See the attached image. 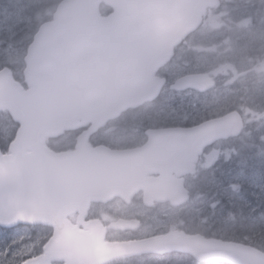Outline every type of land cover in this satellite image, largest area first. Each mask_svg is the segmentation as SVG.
<instances>
[{
  "label": "water",
  "instance_id": "1",
  "mask_svg": "<svg viewBox=\"0 0 264 264\" xmlns=\"http://www.w3.org/2000/svg\"><path fill=\"white\" fill-rule=\"evenodd\" d=\"M102 1L115 9L108 17L98 11ZM217 4L218 0H64L58 6L54 20L41 25L29 48L26 76L31 88L24 91L7 69L0 71V110H8L22 123L11 146L13 154L0 152V226L47 221L61 225L71 213L65 206L84 195L94 200L128 199L146 188L148 197L176 205L187 201L183 180L146 179L147 167L170 163L186 169L206 145L241 133L238 113L190 128L152 132L150 142L134 150L103 147L85 155L88 150L82 147L77 153L56 154L43 139L74 128L80 119L93 122L94 130L157 98L164 85L154 76L157 69L200 27L203 13ZM214 85L208 73H193L178 78L171 88L205 92ZM24 147L34 153L23 154ZM160 149L171 150V158H160ZM170 251L188 252L200 261L264 264V252L253 246L185 233L129 244L101 241L100 248L82 260L100 264L123 255Z\"/></svg>",
  "mask_w": 264,
  "mask_h": 264
},
{
  "label": "flooded vegetation",
  "instance_id": "2",
  "mask_svg": "<svg viewBox=\"0 0 264 264\" xmlns=\"http://www.w3.org/2000/svg\"><path fill=\"white\" fill-rule=\"evenodd\" d=\"M62 1L45 3L51 5V9L52 4H56V10ZM2 3L5 1L0 0V8ZM219 5L221 12H217L215 9L217 6L208 9L203 15L201 27L177 45L171 60L157 69L155 77L164 80V85L155 100L137 108L127 109L94 131L92 122L80 119L73 129L65 130L56 137H46L45 145L57 154L77 153L83 147L88 150L85 155L90 153L89 149L92 151L101 147L111 150L145 147L150 142L152 132L190 128L197 124L190 121L180 123V115L175 114L180 112L178 105L181 103V97L193 98L194 95L209 96L206 101L208 105L204 108L206 120L238 112L243 119V132L245 130L252 133L260 132V137L245 143L242 132L239 137L217 140L204 147L198 161L191 163L184 170L172 168L170 163L147 167L144 174L146 179L159 180L168 177L173 182L183 180V186L189 196L183 204L175 205L171 200L161 201L154 196L148 197L147 189L140 188L128 199L115 196L93 200L90 197H83L79 199L80 204L76 200H71L70 203L76 202L78 205L68 207L74 211L61 225L52 222L18 224L14 228L2 229L3 235L9 236L7 242H2L7 256L3 264H94L84 263L82 259L92 256L95 250L100 248L101 241L104 244H129L163 238L171 233L216 237L215 233L208 229L195 231L191 222L192 215L181 212L191 207L197 191L201 190L204 182L212 177L213 173L223 182L239 170L238 167L232 168L233 158L235 153L238 155L239 149L245 145H253L257 148L258 157L264 155V0H219ZM106 7L103 2L100 4L101 13L107 16L114 9L110 6L105 9ZM55 10L51 12L52 17ZM8 23L9 21L0 24V39H4L0 42V71L10 70L14 80L27 91L30 86L25 75L27 65L25 57L30 46L20 45L19 33L13 35L7 33L11 29ZM11 37H14L12 44ZM224 48V52L243 48L248 50L247 61L242 64L244 67L238 74L242 83L234 84L229 81L223 68L214 69L209 66L212 51L218 52ZM198 53L206 55L207 69L203 72L209 73L216 80L215 86L204 93L193 89L186 91L172 89L174 81L182 75L174 74L171 66L189 59L195 64ZM219 82H223L224 85L220 86ZM166 94L171 95V98L164 99ZM171 105L174 107L170 110L172 113L165 114L166 108ZM189 107L191 111L198 110L196 103ZM199 110L202 111L201 108ZM246 112L256 119L247 118ZM137 115L147 120L149 124L143 126L126 124L127 116L132 121ZM0 117H5L12 127V141L6 146L3 144L5 142L0 140L1 151L9 155L10 145L18 139L22 125L6 110L0 111ZM227 149L232 150L228 152ZM23 153H32V150L26 149ZM151 154L153 155L154 151ZM171 155V150L159 151V157L164 160H169ZM233 188H237V185ZM174 215H177L176 219H173ZM178 219L179 222H176ZM180 221H183V224ZM186 223L189 227L185 226ZM159 259L166 261L167 264H211L199 263L195 261L193 255L177 251L123 255L100 264H160Z\"/></svg>",
  "mask_w": 264,
  "mask_h": 264
},
{
  "label": "rangeland",
  "instance_id": "3",
  "mask_svg": "<svg viewBox=\"0 0 264 264\" xmlns=\"http://www.w3.org/2000/svg\"><path fill=\"white\" fill-rule=\"evenodd\" d=\"M0 8V24L3 22H8L11 29L7 31L8 34L16 31V33L23 32L25 25L32 26L35 22L33 16H27L30 12L34 11L35 6L33 4H40L45 2H53L55 0H3ZM51 9V8H50ZM36 13H40L39 9ZM38 17L39 14H36ZM204 30V29H203ZM204 34V33H203ZM7 40V39H5ZM4 39H0L3 42ZM205 45V44H204ZM203 45V46H204ZM230 49V48H229ZM220 50L218 52L212 51L211 62L208 63L214 69L223 68L225 74L229 77V81L234 84L237 82L242 83V79L238 78V74L241 72L244 64L247 61L248 50L238 49L236 51H226ZM207 58L205 54L198 53V60L195 64L191 60H182L179 64H173L171 70L176 75H184L192 72H199L207 69ZM220 86H223V82H219ZM207 95H194L182 96L181 103L178 105L180 112L175 113L180 115V123L185 121H190L193 123H198L206 118L204 108L208 105L206 103ZM171 95L166 94L164 99H170ZM193 103L198 106V110L189 109V105ZM164 106H166V101H164ZM172 105L166 108L165 114L172 113ZM202 109L200 111L199 109ZM247 113V112H246ZM247 118L255 120L252 115L247 113ZM127 125L139 124L141 126L148 125L147 120L141 119L139 115L133 118L127 116L125 118ZM126 126V125H125ZM2 132H7V126H0ZM248 133V132H247ZM2 136V134H0ZM249 138L250 133L246 134ZM232 149H227L230 152ZM235 153V152H233ZM262 155V154H261ZM239 157L235 153V158ZM233 158V159H235ZM240 166L244 162H239ZM245 165V164H244ZM246 166V165H245ZM221 173L222 171L219 170ZM240 175L234 177L232 182H230L227 188L220 183V180L214 176L210 177L205 181V185L198 190L193 198V203L191 207L181 212V214L192 215L191 222L195 227V231H203L211 229L215 234H219V237L227 238H239L244 233V240H248L251 237L248 235L249 232H260L264 231V208H260V203L264 204V176L259 175L256 170L245 171L244 168H240L238 172ZM237 185V188H233ZM205 190V191H203ZM254 198V199H253ZM211 207L212 213L207 212V209ZM259 207V208H258ZM177 215L173 216L176 219ZM179 222L178 220H175ZM183 224V221H180ZM186 227L188 223L185 224ZM238 230H241L239 232ZM3 235L0 234V238ZM2 239H0V264H3L4 259H7L6 252H4V247L1 244ZM7 242V241H5ZM158 262V261H156ZM160 264H167V262L159 259ZM223 264V263H217Z\"/></svg>",
  "mask_w": 264,
  "mask_h": 264
},
{
  "label": "trees",
  "instance_id": "4",
  "mask_svg": "<svg viewBox=\"0 0 264 264\" xmlns=\"http://www.w3.org/2000/svg\"><path fill=\"white\" fill-rule=\"evenodd\" d=\"M33 7V6H32ZM39 9L40 13H36V10ZM107 9V7L105 8ZM105 9L103 11H105ZM219 12L221 10H218ZM36 14H39L40 16L38 17ZM31 16H33L34 19V24L32 26L29 25H25L23 24V26H26L24 28V31L21 32V40H22V44H25V46H27L30 42V40L33 37V34L36 32L38 25L44 20L50 19L51 17L47 16L48 14H46L45 10L43 9V7L41 6H35L34 11L30 12ZM248 139V138H246ZM243 158L240 159V162H244V168H249L251 166L254 167H258L260 170H262V172L264 173V155H262L261 157L257 156L256 153V149L252 146L250 147H246L243 149ZM238 164V161L235 162V166ZM224 183H226L225 181H223ZM228 183V181H227ZM210 232H213L211 229H208ZM239 232H241V230H238ZM246 233H244L241 237L239 238H232V237H227L226 239L228 240H236V241H241V242H246L248 244H252L260 249H262L264 251V231H260V232H249L248 235L251 237L248 240H244L242 237H245Z\"/></svg>",
  "mask_w": 264,
  "mask_h": 264
}]
</instances>
